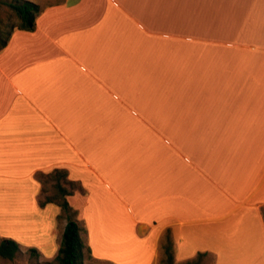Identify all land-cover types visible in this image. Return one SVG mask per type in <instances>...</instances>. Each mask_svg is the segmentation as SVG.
I'll return each instance as SVG.
<instances>
[{
	"label": "crops",
	"instance_id": "0c3cea01",
	"mask_svg": "<svg viewBox=\"0 0 264 264\" xmlns=\"http://www.w3.org/2000/svg\"><path fill=\"white\" fill-rule=\"evenodd\" d=\"M43 1L0 51L1 209L55 247L36 174L64 169L95 259L171 231L178 261L264 264V0Z\"/></svg>",
	"mask_w": 264,
	"mask_h": 264
},
{
	"label": "trees",
	"instance_id": "16d2710c",
	"mask_svg": "<svg viewBox=\"0 0 264 264\" xmlns=\"http://www.w3.org/2000/svg\"><path fill=\"white\" fill-rule=\"evenodd\" d=\"M16 16V22L0 20V51L7 45L9 38L15 31H33L36 17L42 12V8L27 0H12L8 3ZM5 28V31L3 29ZM36 179L41 185L38 198V206L44 208L47 205H55L59 208L57 219L65 217L60 245L53 262L55 264H84L86 257L93 258L90 247H87V255L84 252V244L81 233L85 232L82 220L78 218V212L69 203L68 197L75 192L84 193L79 182L68 179V172L64 169H55L49 173H37ZM52 182L51 195L45 196L47 189L45 184ZM264 220V207L261 209ZM164 264H175L173 257V241L167 234L165 237ZM30 259H37L40 256L36 248H27ZM21 252V245L10 238H0V259L12 261ZM207 253L197 255L185 264H199ZM94 259V258H93Z\"/></svg>",
	"mask_w": 264,
	"mask_h": 264
},
{
	"label": "rangeland",
	"instance_id": "374dc122",
	"mask_svg": "<svg viewBox=\"0 0 264 264\" xmlns=\"http://www.w3.org/2000/svg\"><path fill=\"white\" fill-rule=\"evenodd\" d=\"M12 0H0V20L2 21H12V22H16V16L13 13L12 9L8 6V3H10ZM30 2H39L38 5L42 8L43 5V0H27ZM37 1V2H36ZM3 31H5V28L3 29ZM39 183V182H38ZM40 186V190H41V185L39 183ZM52 182H48L45 184V188L47 189L46 193L44 194L45 196L51 195L52 193ZM39 190V192H40ZM39 198V196H38ZM35 200V199H34ZM38 200V199H37ZM75 206H79L76 207L75 209H80V205H79V201L75 200ZM31 206L33 208H35V206L37 207V204L35 205V201L30 203ZM10 209L8 210H4L1 209L0 207V222H2V224H0V238H10L13 239L14 241L18 242L19 244H21V252L18 254V256L13 259L12 261H7V260H1L0 259V264H55L53 262V258L56 255V252L59 248L60 245V240H61V235L64 229V226L66 224V220L65 217H62L61 219H57V216L59 215V208L54 206V205H47L45 209H41L38 208L39 213H36L35 215L38 217L33 216L34 218H38L37 220H41V219H45V221L47 222H53L54 221V225L53 228L51 230V237L52 240L54 242L55 247H47L48 245H50V238L48 237H36L35 234L32 235L31 234V228L30 225L34 222L33 220H26V219H18L17 216L14 214V207H8ZM53 215H55V217H53ZM43 216V217H41ZM78 218L80 219V214H78ZM85 221V222H84ZM82 221V225L85 229V232L81 233V238L84 244V252L85 255H87V247H92L91 245V241H90V236L88 237V230L87 228L90 230L91 232V227L90 224L88 222V220H84ZM3 225V227H2ZM7 230V231H5ZM5 232V233H4ZM7 232V233H6ZM169 235V237L172 240V236H171V231H169L168 233L163 234L160 242H159V252L157 254L156 260L153 262V264H164V248L163 245L165 244V237L166 235ZM42 240V241H40ZM45 240V241H43ZM21 242V243H20ZM140 249L137 252H134V254H132V251H134V247H129V250L127 248H122L120 250L119 247H115L116 252L121 254V253H129L131 254L127 259H121L120 260L122 262H129L128 264H134L130 261L136 260L135 264H140V259L142 257L143 254V243L142 242H138ZM29 244V246H27ZM27 246V247H26ZM27 248H36L39 253L40 256L37 259H30L29 254L27 253L26 249ZM93 248V247H92ZM117 248L119 250H117ZM94 251V249H92ZM128 251V252H127ZM104 252V251H102ZM174 244H173V257H174V262L175 264H185L187 261H178L175 258V253H174ZM95 253V252H94ZM92 255L94 257V254L92 252ZM97 255V254H96ZM107 258V257H113V258H117L119 259L117 256H110V255H99V258ZM110 259V258H107ZM84 264H115L112 263L111 261H106V260H98V259H93V258H89L86 257ZM142 264V262H141ZM199 264H214L213 262V258L211 256H206L204 258L201 259V261L199 262Z\"/></svg>",
	"mask_w": 264,
	"mask_h": 264
},
{
	"label": "bare ground",
	"instance_id": "6f19581e",
	"mask_svg": "<svg viewBox=\"0 0 264 264\" xmlns=\"http://www.w3.org/2000/svg\"><path fill=\"white\" fill-rule=\"evenodd\" d=\"M93 204L94 203H92V206H91V209L93 208ZM4 209V208H3ZM91 209H89V211H91ZM93 210H94V213H96L98 210H97V208L96 207H94L93 208ZM92 210V211H93ZM97 210V211H96ZM96 211V212H95ZM101 211V210H100ZM99 211V212H100ZM89 213H93V212H89ZM98 214V212L96 213V215L95 214H92V216L94 215V216H98L99 217V215H97ZM105 214V213H104ZM88 215V214H87ZM90 215V214H89ZM88 215V216H89ZM101 215H102V213H101ZM106 215V214H105ZM91 215H90V217H92ZM102 217V216H101ZM108 217V216H107ZM94 218V217H93ZM91 219V218H90ZM97 219V221H98V218H96ZM129 221V220H128ZM130 223V222H129ZM0 224H2V222H0ZM128 226V225H127ZM2 227H3V225H2ZM125 228V227H124ZM5 231H7V230H5ZM5 233V232H4ZM7 233V232H6ZM127 233H129V232H127ZM128 237V236H127ZM135 238V237H134ZM134 238L132 239V241L134 240ZM111 240H113V239H111ZM105 241V240H104ZM108 241V240H107ZM114 241V240H113ZM113 241H111V242H113ZM126 242V241H125ZM135 242V241H134ZM132 243V242H131ZM128 245H129V242L127 243ZM135 244H137V242L135 243ZM124 246V245H123ZM138 246V245H137ZM137 246H136V248H137ZM132 247V246H131ZM141 247V246H140ZM119 248H120V245H119ZM123 248H127L128 250H129V247L127 246V247H123ZM122 248H120V250H121ZM117 250H119L118 248H117ZM138 250H139V248H138ZM122 251V250H121ZM134 251H135V248H134ZM134 251H132V254H133V252ZM128 252V251H127ZM137 252V251H136ZM115 253V252H114ZM120 253V252H119ZM127 254H129V253H127ZM127 254H126V256H127ZM123 255H125V253H123ZM129 255H131V254H129ZM119 256V255H118ZM121 256H122V253H121ZM120 256V257H121ZM122 258V257H121ZM123 258H126V257H123ZM120 259V258H119Z\"/></svg>",
	"mask_w": 264,
	"mask_h": 264
}]
</instances>
